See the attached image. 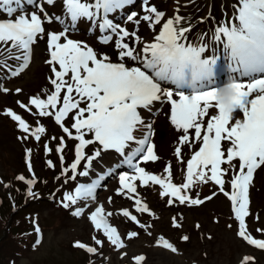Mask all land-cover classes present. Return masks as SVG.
<instances>
[{"label": "snow or ice", "instance_id": "6c2138e0", "mask_svg": "<svg viewBox=\"0 0 264 264\" xmlns=\"http://www.w3.org/2000/svg\"><path fill=\"white\" fill-rule=\"evenodd\" d=\"M56 2L43 0L47 5ZM62 3L69 23L60 16L50 15L39 0H0V55L8 53L0 64L8 67L12 76L20 75L30 66L33 46L46 36L49 59L45 63L51 69L52 75L48 79L52 90H45L48 92L45 97H30L29 105L32 107L17 103L30 113L35 108L36 115L51 117L68 139L77 142L70 165L72 174L68 179L89 176L92 161L102 152L114 151L133 170L131 175L120 174L117 195L133 199L136 212L150 216L154 214L138 197V186L158 185L160 197H169V205L175 201L200 205L211 200L216 193L202 200L190 196L188 190L197 182L206 184L211 181L231 201L232 212L238 221V237L248 245L264 250V239L254 238L245 220L250 215L249 190L254 173L264 169V0H237L233 5L232 19L219 24L212 34L216 45L212 55H207L208 44L204 42V36H201L199 44L189 41L188 33L192 26H182L185 18L179 15L178 9L172 17L166 18L165 12L143 0L146 14L140 16L132 11L127 20L136 25L141 21L147 22L155 35L150 42L134 47L127 41L133 38V44H141L137 33L113 23L109 18V14L132 5L134 0H62ZM26 6H32L34 10L29 12ZM82 19L98 27L99 43L107 45L115 40L119 62L101 55L88 43L69 37V31L74 30L77 21ZM54 21L63 26L61 31L46 30L45 23ZM221 45L227 71L218 63L221 56L217 49ZM6 60L19 63L12 69ZM128 61L133 63L129 65ZM222 76L225 78L221 79ZM0 91L7 92L8 89ZM20 91L16 89V92ZM164 103L170 104V122L181 133L174 149L176 159L185 164L182 156L185 147L192 153L186 160L184 182L179 185L173 183L171 163L165 165L164 176L146 171L140 163H134L137 158L143 163L160 159L150 142L152 124L147 123L141 110L152 114L158 111L156 104L162 106ZM237 114L242 118H237ZM5 115L37 141L45 132L43 126L30 129L28 123L11 109H6ZM68 120L72 121L70 126ZM141 128L144 131L138 137L136 133ZM89 136L91 138H87ZM23 139H28V136ZM93 144L99 148L89 155L85 149ZM66 146L65 137L61 136L56 152L61 153L62 164ZM44 149L46 153L51 151L47 143ZM30 157L31 150L28 149L26 165L31 173ZM82 161L85 162L84 170L78 171ZM47 163L54 167L51 160ZM63 172L68 173L69 168H64ZM230 173L229 181L226 177ZM17 179L24 181L28 185V195H33L34 176L26 179L20 175ZM103 179L102 174L90 183H80L73 193L64 194L62 206L68 208L80 200H94ZM226 183H230L231 192L225 191ZM86 207L87 204L75 208L72 215H84ZM121 214L140 228L147 230L152 227L151 224L140 223L137 216L127 209ZM112 215V212L105 213L103 206H97L88 219L117 250L124 249L126 245L121 234L108 222L107 217ZM173 227H181L175 217ZM256 231L264 233V229ZM35 232L39 236L38 226ZM138 235L136 231H129L126 238L131 240ZM92 239L95 245L103 246L99 238L94 236ZM181 239L188 241L189 237L185 235ZM39 243L38 238L36 244ZM73 246L91 254L98 251L97 247L80 241H75ZM156 246L173 253L178 251L163 236L156 240ZM126 255V252H121L122 257ZM145 259L143 255L133 257L134 264H142ZM250 261H254V257L244 256L241 264H249Z\"/></svg>", "mask_w": 264, "mask_h": 264}, {"label": "rangeland", "instance_id": "374dc122", "mask_svg": "<svg viewBox=\"0 0 264 264\" xmlns=\"http://www.w3.org/2000/svg\"><path fill=\"white\" fill-rule=\"evenodd\" d=\"M181 1L186 4L178 6L177 9L179 15L185 18L184 24L190 21L189 23L194 22V26H198L199 28H204V23H208L212 28L216 26L211 21L206 11L205 6L207 0ZM225 1L228 4V12L232 14L230 19H232L233 5L237 3V0ZM148 2L150 5H154L158 10L165 12L166 16H173L174 12L177 10L169 6L167 7L165 2L162 3L159 0H148ZM144 7L143 0H134L132 5L125 8L116 16V20L119 21L118 24L122 27H126L130 32L135 31L141 38V44H133V38L128 39L127 42L134 47H140L146 37L155 35V32L148 27L147 22L141 21L139 25H136L127 20V16L132 11L137 12L140 16L145 15ZM190 7H193L191 13H189ZM31 10H33V8L28 11L30 12ZM109 18L115 23L111 15H109ZM85 20L86 19H82L79 22L81 24H78L74 30L69 31V37L74 40L84 41L101 55H107L113 61H119V50L115 47V40L107 45L101 44L98 39L88 37L78 30L84 29L81 25ZM89 22L91 23V21ZM90 23L86 28H91ZM44 26L46 30L49 31H61L63 27L60 23L55 21L51 24L45 23ZM212 34L213 32L202 35L199 30L195 29H192V31L188 33L191 37L200 35L201 38V36H204V39L206 35L212 36ZM39 45L36 51H34L27 76H23L24 70L18 76L7 78L8 82L6 83L5 80L1 78V83H4L2 86L0 85L1 88H6L8 91H0V108L4 105H8L14 110L21 109L23 114L28 116L32 123L40 124L45 128V132L40 135H66L61 128L55 124L51 117H40L36 115L35 108H32V112L30 113L24 108H21L19 103H17L18 101L22 103L28 97L35 79L38 77V70L41 68L40 58L43 57V55H39V52H46V36L42 37ZM18 63L19 61L10 65L11 68L15 69ZM128 63L131 65L133 62L128 61ZM5 69L7 70L9 68L5 67ZM32 76L34 81L31 83ZM16 85L20 86L19 89H21V91L19 93L16 92L18 88ZM29 107L32 106L29 105ZM155 108H157L158 111L152 116L146 111H141L147 123L150 121V124H152L150 142L155 146L154 150L160 159L156 162L149 161L145 164L151 173L164 176L166 175L163 171L165 165L171 163L173 167V183L179 185L184 182L186 160L190 158L191 150L185 147L182 151L185 164L180 163L176 159L174 149L177 146L181 133L178 132L170 122V104L164 103L162 106L161 104H156ZM237 118H242L241 114H237ZM71 123V120L67 121L69 126ZM143 131L144 129L141 128L137 136L139 137ZM13 133V129L7 124L5 119L0 117V172L2 171L1 160L5 156V153L8 152L12 154V151L18 146L17 141L13 138ZM88 138L91 137L89 136ZM40 140L43 142L42 147H44L45 143L51 147V143L48 140L42 138ZM75 143L77 142L70 139L66 140V147H74ZM225 147H227V145H225ZM96 148L98 149L99 145L93 144L87 146L86 149L88 154L90 152L92 154ZM30 159L31 161L35 159L33 151H31ZM134 163H140L141 167L143 165V162L139 161H134ZM11 165L12 160L6 158L4 163V176L9 180L13 178L12 173L8 170V167ZM93 166L92 163L91 168ZM20 175L24 176L23 173L18 174V176ZM87 179V177H80L78 185L80 183H88ZM230 179L231 173L226 177V180L230 181ZM136 183L139 185V181ZM228 185L229 183H226L225 190H227ZM214 187L219 190L217 185H214ZM119 188V176L115 175L107 182V187H101L99 189L98 201L99 206H103L105 213H113L112 216L107 217L108 222L117 228L126 247L120 250L114 247L111 252L99 250L95 254L96 258L93 264H134L133 257L138 255H143L146 258L142 264H241V257H244L246 253H254L257 257H260L257 262L250 261L249 264H264V255L257 254L255 250L245 245L244 242L241 243L242 240L237 235L238 221L235 219L234 213L232 212V205H230L228 198L220 192H216V195L213 196L211 200H205L204 203L200 205H191L188 203L181 204L179 201H175L172 205H169L167 203L169 197H160L159 192L161 189L158 185H153L151 187L138 186V197L148 204L151 212L154 214L150 216L147 213L136 212L133 199H128L126 195H117V189ZM188 194L193 198L201 199L206 197L209 191L207 189L195 191L193 188H190ZM249 196L252 202H254V200H261L262 202V207L259 211H252L249 204L250 215L245 218L250 234L253 237L261 238L260 234L255 233L254 228L264 224V169L257 170V172L254 173V181L250 187ZM109 197H111V202H109ZM124 209H127L133 215L137 216L140 223L145 225L151 224L152 227L147 230L140 228L136 223L121 214V211ZM90 213V208L86 207L84 215L80 217L73 216V218L64 217L62 222L58 225L55 210L47 203L36 205L30 215L34 224L47 216L49 217V224L43 220L45 226L40 230L42 234L40 243L38 245L36 244L37 237L32 243L30 250L24 252V255L21 257L16 258L14 264H70L66 259L70 260L72 259L71 255L76 254L66 250L64 242L74 237L83 236L87 232V227L88 230L91 229L92 224L88 219ZM173 217L176 218V221L181 227H173ZM123 225L133 226L139 235L131 240L127 239L126 233L128 232L124 231L125 226ZM197 225H199V227H197ZM148 232H150L151 235H148ZM185 235L189 237L188 241H183L181 239V237ZM160 236L168 239L178 251L173 253L163 247L156 246V240ZM121 252H126L127 255L122 257ZM83 263L85 264L84 260ZM0 264H4L1 256Z\"/></svg>", "mask_w": 264, "mask_h": 264}, {"label": "bare ground", "instance_id": "6f19581e", "mask_svg": "<svg viewBox=\"0 0 264 264\" xmlns=\"http://www.w3.org/2000/svg\"><path fill=\"white\" fill-rule=\"evenodd\" d=\"M181 214V213H180ZM180 214H179V216H180ZM171 224V223H170ZM164 229V228H163ZM166 235V234H165Z\"/></svg>", "mask_w": 264, "mask_h": 264}]
</instances>
